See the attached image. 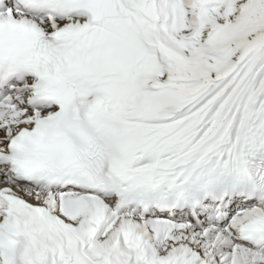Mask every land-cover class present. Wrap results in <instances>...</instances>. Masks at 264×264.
Instances as JSON below:
<instances>
[{"label": "snow or ice", "instance_id": "snow-or-ice-1", "mask_svg": "<svg viewBox=\"0 0 264 264\" xmlns=\"http://www.w3.org/2000/svg\"><path fill=\"white\" fill-rule=\"evenodd\" d=\"M0 264H264V0H0Z\"/></svg>", "mask_w": 264, "mask_h": 264}]
</instances>
